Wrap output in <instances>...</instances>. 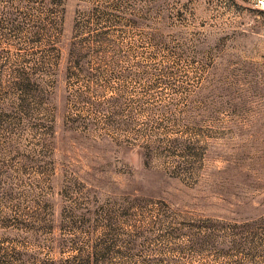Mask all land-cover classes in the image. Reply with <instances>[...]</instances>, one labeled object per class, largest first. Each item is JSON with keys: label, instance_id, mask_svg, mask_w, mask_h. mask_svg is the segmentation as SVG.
<instances>
[{"label": "rangeland", "instance_id": "rangeland-1", "mask_svg": "<svg viewBox=\"0 0 264 264\" xmlns=\"http://www.w3.org/2000/svg\"><path fill=\"white\" fill-rule=\"evenodd\" d=\"M0 264H264V0H0Z\"/></svg>", "mask_w": 264, "mask_h": 264}]
</instances>
